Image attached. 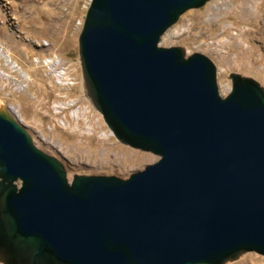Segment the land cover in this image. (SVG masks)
I'll use <instances>...</instances> for the list:
<instances>
[{"label": "water", "instance_id": "95a60500", "mask_svg": "<svg viewBox=\"0 0 264 264\" xmlns=\"http://www.w3.org/2000/svg\"><path fill=\"white\" fill-rule=\"evenodd\" d=\"M209 1L90 0L78 38L87 95L118 142L158 157L127 179L68 180L0 110V263L264 256V88L233 73L222 97L207 56L158 45Z\"/></svg>", "mask_w": 264, "mask_h": 264}, {"label": "rangeland", "instance_id": "374dc122", "mask_svg": "<svg viewBox=\"0 0 264 264\" xmlns=\"http://www.w3.org/2000/svg\"><path fill=\"white\" fill-rule=\"evenodd\" d=\"M89 3L90 0H0V43L9 49L20 69L30 75L26 82L0 57V69L9 75L0 78V97L5 100L2 111L28 131L40 150L62 163L68 180L73 175L127 179L158 157L125 146L112 134L108 138L100 135L110 130L83 92L78 53V38ZM158 45L180 47L186 55L198 52L207 56L216 66L222 97L228 94L222 87L228 83L231 88L233 73L252 78L264 88V0H211L200 8L189 9L162 34ZM53 57L66 68L72 85L57 84L41 62ZM16 80L25 84L23 91L17 90ZM71 100L72 105L66 104ZM56 103L61 105L57 111ZM75 108L85 111L77 121L70 116ZM62 120L68 124L63 126ZM229 261L226 264H264V256L248 252Z\"/></svg>", "mask_w": 264, "mask_h": 264}, {"label": "bare ground", "instance_id": "6f19581e", "mask_svg": "<svg viewBox=\"0 0 264 264\" xmlns=\"http://www.w3.org/2000/svg\"><path fill=\"white\" fill-rule=\"evenodd\" d=\"M252 9H254V11L257 10L256 9V6H253ZM184 54H186L185 51H184ZM1 56L6 59L5 60V65L7 67L11 68L12 70H17L21 74V76L24 78V80L26 82L30 79V75L26 71L20 69V67L18 66V64L11 59L9 49L6 48V46H4L2 43H0V57ZM36 62L38 63V60H36ZM41 62L48 68V72H50V73L53 74V77H55L57 83L58 82H66V81H68V79L66 77V74L63 71V68L61 66H59V64H60L59 60L56 57H53V58H50V59H43ZM8 76L9 75H8V73L6 71H4L3 69H0V78H7ZM82 81H83V85H82L83 92L87 95L88 94L87 93L88 92L87 91L88 90V87H87V84H86V81H85V78L84 77H82ZM16 82H17V86H16L17 90L23 91L25 89V84L23 82H21V81H18V80H16ZM222 88L225 90V92H229L230 91V84L226 83ZM72 103H73V101L71 100V101H68L66 104L72 105ZM4 105H5V100L2 97H0V110H2V108L4 107ZM60 106L61 105L59 103H56L55 106H54V110L57 111V109ZM14 109H15V107H14ZM70 112H71L70 113V116H72V118H74L73 120L77 121L78 118L83 117V113L85 111L84 110H80L79 111L77 108H75L74 110H72ZM16 113H18V112H16ZM60 124H62L63 126H65V125L68 124V122L65 121V120H62V121H60ZM73 127L74 128H77V125L75 124ZM86 128L88 129V132H92L91 126L86 125ZM111 134H112L111 131H109V132L108 131H103V132L100 133V135L103 138H108ZM55 144H57V143H55ZM245 254L246 253H240L236 257V259L240 258L241 256H243ZM228 262H231V261H226L224 264H226Z\"/></svg>", "mask_w": 264, "mask_h": 264}, {"label": "built area", "instance_id": "2783aa9c", "mask_svg": "<svg viewBox=\"0 0 264 264\" xmlns=\"http://www.w3.org/2000/svg\"><path fill=\"white\" fill-rule=\"evenodd\" d=\"M63 71L65 72L68 81H66V82H58V83H57L55 77H54V80H55V82H56L57 84H59L60 86H62V87H63V86L68 87L69 85H72L73 81H71V78H70V76L68 75L67 70H66V68H65L64 66H63Z\"/></svg>", "mask_w": 264, "mask_h": 264}]
</instances>
